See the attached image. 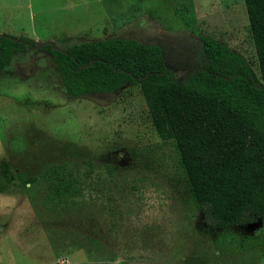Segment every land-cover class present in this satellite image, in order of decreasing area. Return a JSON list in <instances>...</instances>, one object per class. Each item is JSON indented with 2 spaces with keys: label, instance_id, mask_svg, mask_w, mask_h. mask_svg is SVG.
<instances>
[{
  "label": "rangeland",
  "instance_id": "obj_1",
  "mask_svg": "<svg viewBox=\"0 0 264 264\" xmlns=\"http://www.w3.org/2000/svg\"><path fill=\"white\" fill-rule=\"evenodd\" d=\"M0 35L159 45L178 81L206 63L209 37L259 73L244 0H0ZM83 160L102 177L76 196L42 180L0 193V264H264L263 222L210 230L138 87L70 98L45 49L17 54L0 75V163L38 175Z\"/></svg>",
  "mask_w": 264,
  "mask_h": 264
},
{
  "label": "trees",
  "instance_id": "obj_2",
  "mask_svg": "<svg viewBox=\"0 0 264 264\" xmlns=\"http://www.w3.org/2000/svg\"><path fill=\"white\" fill-rule=\"evenodd\" d=\"M244 4L259 73L209 37L202 38L206 63L183 81L167 68L155 44L105 39L76 44L68 54L43 47L70 98L140 89L156 133L177 152L192 203L215 231L264 223V0ZM15 39L0 35V75L14 56L35 45ZM82 163L57 164L35 175L3 161L0 193L31 191L42 180L57 200L76 196L93 184L94 176L102 177L91 161ZM106 170L110 175L116 171Z\"/></svg>",
  "mask_w": 264,
  "mask_h": 264
},
{
  "label": "water",
  "instance_id": "obj_3",
  "mask_svg": "<svg viewBox=\"0 0 264 264\" xmlns=\"http://www.w3.org/2000/svg\"><path fill=\"white\" fill-rule=\"evenodd\" d=\"M16 41H20L18 39H15ZM46 45H50L55 51L64 53V54H68V51H65L63 49L58 48L53 42L49 41V42H41V43H36L35 45H29V49L30 50H37V49H41ZM94 62V61H93ZM92 62V63H93ZM91 63V64H92ZM90 64V65H91ZM82 68H85L86 66H81Z\"/></svg>",
  "mask_w": 264,
  "mask_h": 264
}]
</instances>
